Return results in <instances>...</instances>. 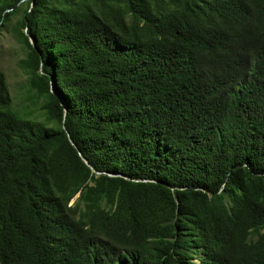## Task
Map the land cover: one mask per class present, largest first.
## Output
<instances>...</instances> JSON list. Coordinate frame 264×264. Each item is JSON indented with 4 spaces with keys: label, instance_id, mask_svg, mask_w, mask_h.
<instances>
[{
    "label": "trees",
    "instance_id": "16d2710c",
    "mask_svg": "<svg viewBox=\"0 0 264 264\" xmlns=\"http://www.w3.org/2000/svg\"><path fill=\"white\" fill-rule=\"evenodd\" d=\"M0 31V264H264V0H0Z\"/></svg>",
    "mask_w": 264,
    "mask_h": 264
},
{
    "label": "rangeland",
    "instance_id": "374dc122",
    "mask_svg": "<svg viewBox=\"0 0 264 264\" xmlns=\"http://www.w3.org/2000/svg\"><path fill=\"white\" fill-rule=\"evenodd\" d=\"M23 57L20 45L15 41L8 31H0V71L4 74L9 95L11 97V108L18 110V116L27 115L26 104V75L18 66V60ZM25 95V98H24ZM20 107V108H19ZM32 117H38L33 112Z\"/></svg>",
    "mask_w": 264,
    "mask_h": 264
},
{
    "label": "water",
    "instance_id": "95a60500",
    "mask_svg": "<svg viewBox=\"0 0 264 264\" xmlns=\"http://www.w3.org/2000/svg\"><path fill=\"white\" fill-rule=\"evenodd\" d=\"M30 43H32V40H30ZM70 144H72V142H70ZM77 154L80 155L78 151H77ZM81 159L83 160L84 163H86L85 159H83V158H81Z\"/></svg>",
    "mask_w": 264,
    "mask_h": 264
}]
</instances>
